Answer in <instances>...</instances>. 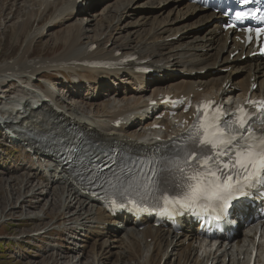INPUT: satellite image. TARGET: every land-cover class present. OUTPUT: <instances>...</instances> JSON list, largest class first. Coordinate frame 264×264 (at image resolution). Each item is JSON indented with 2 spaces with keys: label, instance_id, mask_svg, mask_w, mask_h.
I'll return each instance as SVG.
<instances>
[{
  "label": "bare ground",
  "instance_id": "bare-ground-1",
  "mask_svg": "<svg viewBox=\"0 0 264 264\" xmlns=\"http://www.w3.org/2000/svg\"><path fill=\"white\" fill-rule=\"evenodd\" d=\"M84 1H89L90 5L92 3V7L84 13L85 16H88L86 21L85 16L80 17V14H72L75 10L76 0H66L68 7L59 10L51 18L53 24L58 23L57 21L73 22L60 38L54 40L56 43H63L65 48L53 59L38 58L31 60L29 58L32 46L35 45L38 38L45 35V31L50 26L40 31L36 30L34 33L30 32V34L26 27L27 24L32 22L33 16H28L13 31V37L16 38L17 44L21 42V45H23L19 56L15 60L0 65V116L7 118L8 121L4 122V125L9 130L13 127L16 130V138L23 144L31 139H42L44 136L57 134L65 130V127L72 126L97 141L126 145L137 150L145 149L156 144L154 135L147 128L152 123L159 122V120L152 117V113L161 109L159 107L161 99H158L161 95L173 94L178 91L194 92L195 89L203 87L202 98L213 100L226 98L224 104L228 106L230 100L242 98L247 94L250 78H254L257 83H264V74L262 73L264 63L259 58H251L250 62H237L238 57H235L230 61L229 52H227V49L231 46H227L228 33L225 35L221 33V28L218 26L219 22L214 20V16L209 12L184 3L183 0H145L142 3H140V0L137 2L134 0H108V4L102 11L105 12L109 8L114 10V13L113 11L110 12L109 16L99 12L96 8L102 0H82V2ZM37 2H39V9L43 8L41 13L43 14L52 5L56 6L57 2L60 3L61 0H38ZM163 4L165 6L161 7ZM27 5L29 6V4ZM64 7L66 6L64 5ZM132 7L150 8L149 12L145 11L142 21H140L141 24L137 25L140 28L135 33V40L131 38L130 29L135 28L137 22L135 20L133 22L131 19L134 14H127V10ZM118 12H121L122 16ZM174 12H179L181 17H172ZM43 15L41 16L43 17ZM67 15L69 16L67 17ZM187 17L189 18L186 21L175 24ZM123 18L125 19L123 20ZM127 19L131 20L123 25V22ZM201 25L204 26V30H201V32L188 34V36L177 41L173 40L177 34L193 30L201 27ZM89 28H93L95 37L87 35L89 34ZM109 30L111 32L106 34ZM115 31L118 32L114 35ZM105 35L107 36L103 41L102 38ZM92 44H97V49L94 51L89 50ZM108 44L111 45L107 46ZM234 45L241 48L242 53L246 55L251 53V50L246 51L239 44L234 43ZM117 54L120 55L117 56ZM128 55H136L138 60L146 61L145 66L151 67L156 73L166 76L165 82L156 84L150 89L147 88L146 76L134 73V69L141 66L137 61L129 63L120 70L112 71L77 64L90 61H117ZM229 67H231V71L228 73L214 74L217 73L216 71L221 72ZM168 70L172 73L168 74ZM44 71H54V74L63 72V78H66L65 74H68L67 72H71L70 84L76 87V91H80L85 82L89 85V89L94 90L93 93H89L84 98L87 103H90L89 105L85 103V105L87 107L94 106L96 109L91 110L88 114L85 113L80 102L69 99L71 94H58L57 86L54 83L50 84L52 89L49 87L45 90L40 89L41 97L38 98L30 89V86L36 81V75ZM180 72L182 75L178 76ZM240 72L247 73V76L240 82H231L233 77ZM121 73L125 77L119 78ZM112 78H119V81L126 86H131L132 91L125 93L124 98L121 97L122 93L118 97V93L114 91L109 95L106 94L107 99L102 96L101 103L97 104L102 86ZM229 80L230 85L232 87L237 85L239 90L234 88L225 90L223 85ZM14 81L18 82L19 86L12 92L6 91V86L9 83L14 84ZM185 82L190 83L183 85ZM26 89L29 93L25 92L23 96V91ZM236 91L239 93L235 94ZM81 98H83L82 95L79 99ZM197 98L198 96L194 100H199ZM84 99L81 103H84ZM153 101H157V104L152 105ZM165 109L166 106H163L162 111ZM119 119L125 121V124L119 129L113 128L112 125ZM135 119L141 120L140 125L138 129L130 130V122ZM161 135L162 133H157V136ZM25 147L27 149V145ZM51 152L52 150L47 153L51 154ZM46 160L50 161V166L46 169L47 177L43 176L42 178L48 184L55 183L57 186H61L63 192H67V197L70 196L71 199L67 204V200L64 199L63 212H58L59 215L55 214L56 212L54 213L55 225L60 233L78 230L79 228L76 227L75 222L68 225L69 220L75 219L78 212L69 220H65L67 218L65 212L73 208V204L76 203L74 201H79L78 198L81 199L79 201L80 211L78 217H81L82 214L85 215V213L87 216L81 219L79 225L80 227L86 224L90 226L88 227L89 233L83 236V239H81L83 244L79 247H82V252H85L90 245V240L95 239L101 246L100 253L94 258V260L98 259L100 261L98 264H108L114 255L118 259L120 256L122 264H129L131 260H124L123 257L126 259L127 257H135L137 251L143 249L147 250L149 253L147 256L151 257L163 241H168L163 257L172 245L173 249L176 250L183 247L188 248V255L183 264H207L208 262L212 264H244V258L249 257L251 254L250 245L258 249L257 263L264 260V238L258 243L254 241V237H250L243 241L230 240L217 246H203L201 244L195 246L194 243L190 242L193 239L194 228L189 225L185 226V230L180 236L174 235L165 229L156 230L150 225H147L142 233L138 232L136 230L137 226L133 225L128 217L117 216L115 218L105 213L96 200L85 191L80 190L72 177L67 175L54 160L52 161L50 158H46ZM30 175L25 184V190H28L31 186L30 179L37 177L38 172L35 176L31 173ZM48 184H41V186L47 188ZM54 189L59 190L56 187ZM31 197L36 199V193L33 192ZM40 203L41 199L34 204L39 205ZM92 222L96 225H93ZM108 222L125 226V234L120 236L103 232L102 229ZM126 224L129 225L126 226ZM129 230L131 231L127 232ZM262 230L263 233L264 225ZM44 234L48 233L45 232ZM244 234L245 232L241 233V236ZM149 237L152 238V244L146 242ZM73 245L70 243L65 248L72 249ZM227 246H230L229 250H227ZM198 252H201L200 256H198ZM163 257H160L159 264L163 261ZM117 264H119V260Z\"/></svg>",
  "mask_w": 264,
  "mask_h": 264
},
{
  "label": "rangeland",
  "instance_id": "rangeland-1",
  "mask_svg": "<svg viewBox=\"0 0 264 264\" xmlns=\"http://www.w3.org/2000/svg\"><path fill=\"white\" fill-rule=\"evenodd\" d=\"M37 1L0 0V65L12 62L19 56L23 44L21 45V42L17 44L16 38L13 37V31H15L21 21L25 20V18L28 16L35 17L34 19L32 17V22L27 24L26 28L29 33H34L36 30L40 31L41 29L45 27L48 28V26H50V28L45 31V35L38 38L35 45L32 46L31 52L29 54L30 59L35 57L53 59L65 48L63 43H56L54 40L60 38L62 33L66 32L68 26L73 24V22L68 23L67 21H57L58 23L53 24L51 18L56 15L60 9L64 8V5L66 6V0H61L60 3L57 2L56 6L52 5L48 11L43 13L44 15L41 14L43 12V8L39 9V2ZM134 1L137 2L138 0ZM144 1L145 0H140V3ZM107 2L108 0H102L96 8L99 12L109 16L110 12L113 11L114 13V10L109 8L106 9L105 12L102 11L108 4ZM27 4H29V6ZM84 6L86 9L82 10L80 6L77 5L72 14H80V17L85 16V11L92 7V3L91 5L86 3ZM164 6L165 5L163 4L161 7ZM145 11L149 12L150 8L140 9L137 7H132L127 10V14H134V16L131 18L133 22H137L136 27L130 29L132 34L131 38H134V40L135 33L140 28V26L138 27L137 25L141 24L140 21H142ZM118 13L122 16L121 12ZM41 15H43V17ZM69 15H67V17ZM124 16H126V14H124ZM87 17L88 16L84 17L85 21ZM172 17L178 18L181 17V14L179 12H174ZM124 19L125 18H123V20ZM131 19L124 21L123 25L128 23ZM186 20L187 18L177 21L175 24H179ZM92 23L94 24V22ZM202 27L203 26L201 25V27L195 28L193 30L181 32L178 34L176 41L188 36V34H196L197 32H201V30H204ZM88 31V36L90 35V37H95V31L93 28H89ZM110 32L111 30H109L106 34H109ZM117 32L118 31H115L113 34L115 35ZM106 36L107 35L102 38L103 41L106 39ZM110 45L111 44H108V46ZM62 73L59 75L48 74L44 77H47L51 83H54L57 86L58 94H71L69 96L70 98H68L70 100L72 99V101L76 100L77 102H80V104L83 106V109L85 110V113L88 114L91 110L94 111L96 108L94 106L87 107L85 105L87 101L84 99L89 93H93L94 90L89 89V85H87V87L83 86L80 91H76V87L70 84V78L72 76L70 74L71 72H67L68 74H65L66 78L62 77ZM214 74L218 75V73ZM206 75L208 76L207 73ZM242 77V74H237L232 80L235 82L240 81ZM38 79L41 78L38 77ZM36 83H39V81H34L32 86H30V89L38 96V98H40V89L37 87ZM18 86L19 83L14 81V84L9 83L5 90L7 89L6 91L12 92ZM25 92L29 93V91L26 89L23 91V96ZM122 94H124V92H122ZM81 95L83 98L79 99ZM101 98L102 96L100 99H97V104L101 103ZM83 99L85 101L84 103H81ZM89 104L90 103H87V105ZM16 139L19 141L18 138ZM18 141L10 138V136L5 132L0 131V264H92V256L90 257V254L87 250L85 253L80 251L82 248H79V251H77L78 247L81 246L80 244H82V237L80 234L87 233L85 228L83 229L85 231H81L82 227L80 228L79 224L81 223V219L86 217L87 214L85 213V215L82 214L81 217H78L80 206L79 202L77 201H74V203H76L73 204L74 206L72 211L65 214L67 217L78 212V215L75 217V219L69 220L68 225L75 222L76 227L80 230L78 229V231L76 230L69 233H72V238H79L80 240H73L67 234L60 233L58 231L53 215L55 212L57 215H59L58 212H63L62 209H64L65 204V191L63 192L61 186H56V188L60 191L55 190V184H49L47 188L45 186H41L43 183L46 185V182L42 177H47L46 169L50 166V161H47L45 167H42L44 163L41 161V159L37 158V156L33 154H27L21 145L22 142ZM41 171H43L42 174ZM37 172L38 176L30 179L31 186L28 188V190H25V184L29 180V176H31L30 173L34 174L35 176ZM33 192L36 193V199L31 197ZM39 199H41V203L39 205H35L34 203H36ZM78 200L80 201L81 199L78 198ZM45 232L48 234H44ZM78 232L80 233L78 234ZM70 243L74 244L73 248L66 249L65 246L69 245ZM89 248L93 250L94 246L90 245ZM99 250L100 249H98L97 252H99ZM123 259L131 260L129 264H145L146 262H149L147 259L144 260L137 255L131 258L127 257V259L123 257ZM118 260L119 264H122V261L120 262V256L118 259L114 255L108 264H117ZM157 262L158 259L150 263L157 264ZM164 264H170V262H165ZM172 264H177V262H173Z\"/></svg>",
  "mask_w": 264,
  "mask_h": 264
},
{
  "label": "snow or ice",
  "instance_id": "snow-or-ice-1",
  "mask_svg": "<svg viewBox=\"0 0 264 264\" xmlns=\"http://www.w3.org/2000/svg\"><path fill=\"white\" fill-rule=\"evenodd\" d=\"M244 15L236 13L238 19ZM255 32L259 37L264 28ZM255 123L264 124L260 102L251 110L242 106L233 117L225 116L218 105L203 104L186 132L158 145L148 156L129 160L132 167L124 170L123 177L113 171L115 183L107 180L110 194L129 203L151 200L162 212L211 209L227 214L229 207L242 211L240 198L264 190V131L257 132Z\"/></svg>",
  "mask_w": 264,
  "mask_h": 264
}]
</instances>
